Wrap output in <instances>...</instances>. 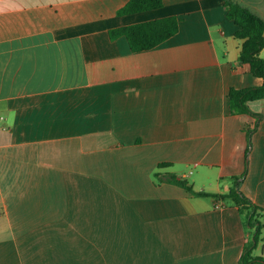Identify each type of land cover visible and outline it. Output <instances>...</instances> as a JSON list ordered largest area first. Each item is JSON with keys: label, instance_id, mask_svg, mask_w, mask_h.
Returning <instances> with one entry per match:
<instances>
[{"label": "crops", "instance_id": "0c3cea01", "mask_svg": "<svg viewBox=\"0 0 264 264\" xmlns=\"http://www.w3.org/2000/svg\"><path fill=\"white\" fill-rule=\"evenodd\" d=\"M128 1L0 0V264H239L238 207L157 172L209 194L238 178L264 223V98L248 114L228 99L263 79L225 1L118 15ZM236 1L264 19V0ZM170 16L150 50L110 36Z\"/></svg>", "mask_w": 264, "mask_h": 264}, {"label": "trees", "instance_id": "16d2710c", "mask_svg": "<svg viewBox=\"0 0 264 264\" xmlns=\"http://www.w3.org/2000/svg\"><path fill=\"white\" fill-rule=\"evenodd\" d=\"M224 1L227 17L233 20L237 26L234 36L242 41L238 63L241 66H246L248 72L254 77L263 79V84L259 87L231 88L229 91L230 112L232 114H248L251 113L249 103L264 98V59L260 57V51L264 49V19L258 13L236 0ZM162 6L163 0H129L118 11V15H132L159 9ZM178 29V18L170 16L113 29L110 31V36L112 38L126 37L131 50L140 52L160 45L175 35ZM158 166L159 168H164L170 166V164L163 163ZM154 178L156 184H173L184 188L195 196H212L217 200L232 201L238 207L240 214L244 216L248 228L252 230L251 238L243 246L239 264H264V257L254 254L258 246L264 242L263 214L260 207L240 191L238 178H234L231 189L223 194L196 192L185 179L178 178L175 174L169 172H157Z\"/></svg>", "mask_w": 264, "mask_h": 264}]
</instances>
